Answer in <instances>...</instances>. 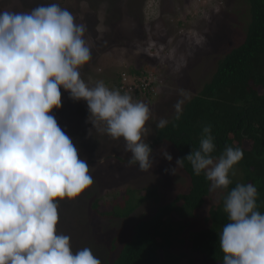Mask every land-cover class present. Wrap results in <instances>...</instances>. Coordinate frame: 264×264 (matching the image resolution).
<instances>
[{
	"label": "clouds",
	"instance_id": "obj_1",
	"mask_svg": "<svg viewBox=\"0 0 264 264\" xmlns=\"http://www.w3.org/2000/svg\"><path fill=\"white\" fill-rule=\"evenodd\" d=\"M86 30L57 3L29 12L0 11V264H102L89 247L73 251L70 237L57 228L60 201L77 198L94 182L88 162L52 114L62 107L61 88L72 100L86 101L93 128L123 138L129 165L147 172L155 163L143 139L150 132L151 110L133 98L148 95L121 93L103 81L90 86L81 77L80 69L91 60ZM181 96L173 105L177 121L190 99ZM168 124L160 118L155 126L162 130ZM214 139L211 126H203L199 147L178 158L170 171L175 175L186 160L195 175L210 182V192L226 191L222 205L228 222L218 233L222 264H264L257 188L237 183L229 190L243 150L225 146L214 157ZM161 154L172 161L167 151Z\"/></svg>",
	"mask_w": 264,
	"mask_h": 264
},
{
	"label": "rangeland",
	"instance_id": "obj_2",
	"mask_svg": "<svg viewBox=\"0 0 264 264\" xmlns=\"http://www.w3.org/2000/svg\"><path fill=\"white\" fill-rule=\"evenodd\" d=\"M52 3L68 9L77 23L86 26L91 60L80 74L90 86L103 81L115 89L117 72H127L131 66L154 70L158 97L132 95L151 110L145 143L153 139L156 122L173 115L181 93L196 94L230 42L241 41L239 20L247 12L244 0H0V11L29 12ZM61 101L62 107L52 114L72 138L80 158L88 162L94 182L77 198L60 201L57 228L70 237L73 251L89 247L98 257V251L109 250L114 237L129 235L131 225L149 216L157 203L146 202L128 219L108 220L92 208L94 198H107L127 186H155L160 203H166L187 190L189 176L183 168L171 173L178 157L169 143L155 149L151 170L142 172L138 165H129L131 153L125 150L123 138L114 140L93 128L86 101L72 100L63 88ZM164 151L172 155V161L163 157ZM223 195L226 191L210 192L190 229L206 226L205 217L213 205L222 202Z\"/></svg>",
	"mask_w": 264,
	"mask_h": 264
},
{
	"label": "trees",
	"instance_id": "obj_3",
	"mask_svg": "<svg viewBox=\"0 0 264 264\" xmlns=\"http://www.w3.org/2000/svg\"><path fill=\"white\" fill-rule=\"evenodd\" d=\"M244 2L247 12L239 20L241 41L230 42L212 75L185 102L181 119L174 120L173 113L164 129L155 127L149 144L154 152L169 143L177 157L183 158L199 147L202 128L210 125L214 157H219L225 146L244 153L229 190L237 183L254 184L257 210L264 213V0ZM144 68L131 66L127 72H117L115 89L128 92L130 84L139 85L151 74L155 78L154 70ZM135 92L141 93L138 88ZM146 94L158 97L154 91ZM182 168L189 176V186L166 203H160L155 186H127L107 198H94L92 208L108 220L128 219L146 202L157 203L149 216L131 225L129 235L114 237L107 252L98 251L103 264H222L218 233L228 222L227 214L222 202L213 205L205 217L206 226L190 229L210 195V182L203 174L195 175L186 160Z\"/></svg>",
	"mask_w": 264,
	"mask_h": 264
},
{
	"label": "built area",
	"instance_id": "obj_4",
	"mask_svg": "<svg viewBox=\"0 0 264 264\" xmlns=\"http://www.w3.org/2000/svg\"><path fill=\"white\" fill-rule=\"evenodd\" d=\"M128 77H124L125 80H127ZM156 79L153 77L151 74L149 78H143L141 80V84L139 85H132L130 84L127 88L128 92L135 93L136 88L140 89L141 93L146 94V92H151L153 91L157 93V87L155 85ZM156 88V89H155Z\"/></svg>",
	"mask_w": 264,
	"mask_h": 264
}]
</instances>
